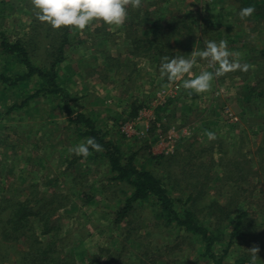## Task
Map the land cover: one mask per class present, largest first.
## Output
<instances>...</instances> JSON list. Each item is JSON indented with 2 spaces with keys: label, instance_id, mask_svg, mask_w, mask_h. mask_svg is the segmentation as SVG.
I'll use <instances>...</instances> for the list:
<instances>
[{
  "label": "rangeland",
  "instance_id": "374dc122",
  "mask_svg": "<svg viewBox=\"0 0 264 264\" xmlns=\"http://www.w3.org/2000/svg\"><path fill=\"white\" fill-rule=\"evenodd\" d=\"M3 6L0 73L14 79L28 71L4 52L1 34L13 44L20 41L34 65L47 69L49 55L54 53L51 45H59L65 39L63 29H53L37 20L30 0H7ZM234 7L241 8L239 0H142L139 9L128 12L127 18H131L139 11L144 15L148 9L147 18L161 23L172 15L196 17L200 21L205 17L206 21L215 22L222 18L224 22L236 23L238 26L234 25L232 31L223 28L224 38L230 37L226 38L230 51L243 54L241 63L251 65V73L237 71L239 74L215 78L212 90L203 94L189 95L190 90L178 87L182 82L166 83L167 87L162 89L176 99L165 100V105L170 103L167 112L161 113V127L153 124L141 129L138 136L124 131V125L132 119L134 101L156 99L155 89L163 80L149 61L141 63L140 68L134 66L137 64L129 55L133 46L123 26L106 29L103 22L93 21L92 32L87 28L82 32L72 29L71 43L65 48L67 59L59 66L58 78L75 111L92 117L99 129L106 131V140L128 157L137 153L141 169L167 178L171 175V194L182 196L187 202L190 194L197 198L202 191L188 207L206 225L228 234L231 226L228 218H220L222 211L233 217L237 215V203L241 202L248 211L249 203L251 210L260 206L257 194L264 197L260 181L247 175L250 167L256 170L264 166V128H258L264 127V100L250 99L249 94L258 79L264 77V21L230 16ZM99 26L102 32L91 36ZM151 26L138 30V35L149 34ZM239 34V42L232 43V38ZM206 70H211L207 61L198 58L193 75ZM225 76L232 79L222 80ZM42 86L38 78L16 86L0 83V201L5 197L21 201L34 198L35 206L59 207L51 224L59 231L64 253L78 246L75 256L80 264L91 262L85 259L84 263V252L89 257L99 255L102 264H214L203 257L202 241L165 225L154 200L139 203L125 221L116 223L131 188L112 181L113 173L101 158L81 159L70 154L69 149L86 138L70 123L60 97L42 93L29 98ZM148 118L145 120L149 121ZM205 130L215 132L217 138L209 141ZM172 155L178 163L165 162ZM160 156L165 158H156ZM233 162L239 163L241 169ZM245 181L247 192L243 187ZM173 183L181 187L174 188ZM39 199L41 203H37ZM50 201L55 202L52 207L46 204ZM259 232L246 245L230 244V234L226 235L215 252L222 255L229 249L227 264L239 255L249 254L246 249L257 244L264 264V236L257 237ZM36 234L42 240L48 239L41 236L38 226ZM20 240L11 243V247L18 251L29 249L26 238Z\"/></svg>",
  "mask_w": 264,
  "mask_h": 264
},
{
  "label": "trees",
  "instance_id": "16d2710c",
  "mask_svg": "<svg viewBox=\"0 0 264 264\" xmlns=\"http://www.w3.org/2000/svg\"><path fill=\"white\" fill-rule=\"evenodd\" d=\"M239 2L241 8L249 6L255 8L252 16L248 17L249 19L264 21V0H239ZM241 8L234 7L230 12V16H238ZM147 12L149 11L147 10ZM147 17V14L143 15L139 11L135 15H131L130 24L128 23L129 25L127 24L123 27L127 39L130 42L129 44L133 46L129 50L130 59L133 58L132 60L135 61L136 58L148 60L158 71L162 56L167 55L174 58L177 52L183 55H190L195 46L198 47V50H203L205 48V41H216L218 43L220 40H230V37L227 35L224 38L223 28L226 27L232 31L234 25L238 26L236 23L224 22L222 18L215 22L206 21L205 17L200 21L195 19L196 17L191 19L183 15H172L170 18L165 17L161 23V21L152 22ZM150 24H153V26L148 30L149 35H138V30H143L145 27L148 28ZM62 29L65 39L59 45H51L50 48H54V53L51 54L52 51L50 52L51 55L49 57L51 58V62L47 69L34 65L30 53L20 41L13 44L4 34H1L4 52L18 63L24 64L28 71L21 75L18 74L14 79L9 77L7 73H0V83L16 86L21 83H29L31 80L38 78V81L43 86L29 98H34L42 93L57 95L64 102L65 112L69 116L70 123L75 125L77 131L85 138L94 137L102 145L103 151L95 152L90 149L92 155L86 159L101 158L110 167V172L113 173L111 180L125 183L131 188V194L127 198L125 205L117 213L116 223L125 221L139 203L154 200L161 210V216L167 227L198 238L205 244L204 258L212 260L214 264H226L225 260L228 256L229 249H226L222 255H219L215 252L216 246L221 242V239H224L229 234L230 244L237 242L241 245H246V242L251 243L250 239L257 231L259 232L260 229L264 230V224L260 223L261 220L264 221V197L257 194L256 197L260 200V206H257V208L252 207L251 210L249 203L247 205L249 208L248 211L242 208L241 202V205L237 203V215L233 217L224 212V210L222 211L220 218H228L227 221L231 226L229 234L225 231L220 232L219 229L215 230L209 226L210 224L206 225V223L202 222L195 211L191 207H188L189 202L197 201L202 191L197 195V198L195 195L190 194L187 202L183 201L184 198L182 196L171 194V175L167 178L158 175L153 170L141 169L137 164V153L128 157L120 147L106 140V135H104L106 131L99 129L92 117L75 111V108L71 105L72 99L58 83L59 66L67 59L65 48L69 44L68 42H70V31H72L69 28ZM89 29L87 27L88 32ZM234 37L235 39L232 38V43H235L236 40L239 42L240 34ZM117 68L120 70L121 65ZM231 74L235 75L239 73L236 71ZM162 83L166 84L169 81L165 78ZM249 94L251 95L250 99L257 98V100H264V77L258 79V82L251 87ZM150 99L151 97L143 103L136 102L132 106L130 116L133 118L136 117L139 111L147 106ZM173 100L170 98L169 101ZM168 104L166 103L163 108L157 110L158 119H162L161 113L167 112ZM258 128L264 127L261 125ZM80 158L83 159V157ZM156 158L162 159L165 157L160 156ZM175 158L172 155L164 160L168 163L176 160V163H178ZM165 162L162 164L164 165ZM176 163L174 162L173 165ZM232 164L240 168L239 163L233 162ZM247 175L253 176L252 179L256 177L264 190V166L256 170L250 167ZM175 184L174 188L181 187L179 185L175 186ZM246 184L248 185V181H245L243 185L245 191ZM193 185L194 187L198 186L196 184ZM201 185L205 186L206 184ZM185 191L188 192L187 187ZM252 193L250 194L252 196L251 198H253L255 192ZM34 201V198L21 201L6 197L3 201H0V264H80L75 256V254L79 253L76 251L78 246L69 248L68 252L64 253L65 248L60 246L62 239L58 236L59 231H55V226L51 224V219L55 217L59 207H53L51 209L46 206L38 207L34 205ZM40 201L39 199L37 203H41ZM54 203V201H50L46 204L52 207ZM56 203L58 206L60 201ZM215 204L216 202L213 205ZM218 208L220 209V207ZM6 212L8 213L4 215ZM37 226L39 229H42L41 236H46L48 239H40V236L36 234ZM259 233L260 235L257 237L264 236V231ZM22 237H25L28 241L29 249L18 251L16 247L12 248L11 243L20 242ZM101 252H103V249H101ZM82 254V260L85 261L86 259L87 261V259H90V264L103 263L99 255L93 254L89 257L88 252ZM258 258L257 264H262L261 258L259 256ZM227 264H250V254L239 255L232 263L229 262Z\"/></svg>",
  "mask_w": 264,
  "mask_h": 264
},
{
  "label": "clouds",
  "instance_id": "9594fccd",
  "mask_svg": "<svg viewBox=\"0 0 264 264\" xmlns=\"http://www.w3.org/2000/svg\"><path fill=\"white\" fill-rule=\"evenodd\" d=\"M30 3L35 10L36 19L41 23H46L56 30L69 28L82 32L92 25L93 21H100L108 26H123L128 17V7L139 9L142 0H30ZM254 11L255 8L251 6L241 8L239 17L243 20L252 16ZM242 55L239 51H230L226 40H220L218 43L205 41L203 50L194 48L190 55L177 52L174 58L162 56L160 79L182 82L179 87L190 90L189 95L207 93L212 90L215 78L231 72L246 73L250 70V64L241 63ZM198 58L207 61L208 67L214 68V71H201L199 75H193L192 70L197 65ZM204 134L209 141L217 138L213 131L205 130ZM90 149L95 152L103 151L102 145L94 137H89L70 148L69 152L86 159L92 155ZM246 251L250 254V264H257L259 245L253 244Z\"/></svg>",
  "mask_w": 264,
  "mask_h": 264
},
{
  "label": "crops",
  "instance_id": "0c3cea01",
  "mask_svg": "<svg viewBox=\"0 0 264 264\" xmlns=\"http://www.w3.org/2000/svg\"><path fill=\"white\" fill-rule=\"evenodd\" d=\"M4 1H7V0H0V14H1V11L3 10V8H4ZM143 1H145V0H143ZM130 9H132V7L131 6H129L128 7V12L130 11ZM133 10V9H132ZM148 10V9H147ZM147 10H145L146 11V13L145 14H147ZM151 12V11H150ZM144 14V15H145ZM130 22H131V18H127L126 19V21H125V23H124V25H127L128 23L130 24ZM94 24H99V21H96V22H94ZM128 24V25H129ZM0 25H1V23H0ZM123 25V26H124ZM89 28H90V26H88ZM108 27H111V26H108V25H106V29H108ZM113 27V26H112ZM122 27V26H121ZM100 28H101V26H99V27H97V29L95 30V32H94V34H92V33H90V35L91 36H95L98 32L100 33V32H102L101 30H100ZM92 28H90V31L92 32ZM120 30V32H121V29H119ZM114 35H115V33H113ZM143 35V34H142ZM147 35H149V34H147ZM100 36V35H99ZM72 37V36H71ZM100 39H102V38H100ZM71 40L72 39H70V43H71ZM148 60H145V59H142V58H136V61L134 60V62L137 64V66L136 65H134L136 68H140V65H141V63H146ZM147 63H150V62H147ZM146 63V64H147ZM217 67H218V65H217ZM209 69H211V70H209V71H214V68H209ZM199 70L198 69H196V73L198 72ZM206 71H208V70H206ZM199 73V72H198ZM232 73V72H231ZM231 73H229V74H231ZM226 75V74H225ZM227 78H229V80H231L232 79V77H227V76H225V77H223V79L222 80H224V81H226V80H228ZM161 85H158V88H156L155 90H157L156 91V99H153V100H151L149 103H148V105L147 106H145L143 109H141L140 111H139V114L136 116V117H132V119L131 120H129V121H134L136 124H137V126H138V129H139V132H141L140 130L141 129H145L146 127H149V126H152L153 124H155V125H157V126H159V127H161L160 126V122H162V120L163 119H158V115H157V110L159 109V108H163L164 106H165V104H164V102H165V100L166 99H169L170 100V98H172V99H176L175 98V96H172V95H168V91H167V89H162L163 87H164V85L165 84H163V83H160ZM179 87V86H178ZM160 89H162V90H160ZM160 90V91H159ZM184 91V90H183ZM185 94V93H184ZM148 98L149 97H147V100H148ZM161 98V99H160ZM147 100H138V101H134V103H133V105L136 103V102H139V103H143V102H145V101H147ZM159 100V101H158ZM173 100V101H174ZM158 101V102H157ZM171 102V101H170ZM148 110H150L151 112L150 113H148V112H146V111H148ZM153 110V111H152ZM146 116H148L149 118H148V120L149 121H146L145 119H146ZM165 119V118H164ZM165 124V123H164ZM172 128V127H171ZM171 130V129H170ZM143 134V133H142ZM167 156L169 155V153H167L166 154Z\"/></svg>",
  "mask_w": 264,
  "mask_h": 264
},
{
  "label": "built area",
  "instance_id": "2783aa9c",
  "mask_svg": "<svg viewBox=\"0 0 264 264\" xmlns=\"http://www.w3.org/2000/svg\"><path fill=\"white\" fill-rule=\"evenodd\" d=\"M124 131L129 136H135V135L138 136L140 134L139 129H138V126H137V124L134 121H130V122L126 123L124 125Z\"/></svg>",
  "mask_w": 264,
  "mask_h": 264
}]
</instances>
